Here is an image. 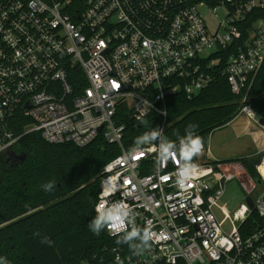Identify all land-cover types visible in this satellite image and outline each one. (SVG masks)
I'll use <instances>...</instances> for the list:
<instances>
[{
	"label": "built area",
	"instance_id": "1",
	"mask_svg": "<svg viewBox=\"0 0 264 264\" xmlns=\"http://www.w3.org/2000/svg\"><path fill=\"white\" fill-rule=\"evenodd\" d=\"M219 8L226 13L212 29L206 14ZM263 65L264 0H0V156L34 132L78 148L102 136L121 153L100 172L96 214L103 200L120 202L135 226L154 233L125 264H264V195L233 216L218 206L240 166L213 161L203 143L182 188L179 164L158 161L157 144L125 151L115 120L120 106L137 120L165 118L170 96L191 100L217 71L253 119L248 91ZM131 227L125 220L105 230L120 239Z\"/></svg>",
	"mask_w": 264,
	"mask_h": 264
},
{
	"label": "trees",
	"instance_id": "2",
	"mask_svg": "<svg viewBox=\"0 0 264 264\" xmlns=\"http://www.w3.org/2000/svg\"><path fill=\"white\" fill-rule=\"evenodd\" d=\"M230 53L227 50L224 57ZM241 99L217 71L210 85L191 100L182 92L170 96L165 118L150 113L137 120L128 107L120 106L115 120L124 128L122 147L132 151L136 137L162 126L163 136L178 143L190 124L197 126L195 133L206 144L215 129L238 116ZM248 103L264 119V65L252 81ZM22 126L15 132L21 133ZM120 153L102 136L78 148L47 144L34 132L23 136L10 154L1 155L0 257L8 264H125L123 258L132 252L127 244H118L119 238H110L105 229L99 235L89 229L97 215L100 172ZM259 158L237 161L251 179L259 180ZM50 180L56 186L45 192L42 185ZM116 253L122 256L118 262Z\"/></svg>",
	"mask_w": 264,
	"mask_h": 264
},
{
	"label": "clouds",
	"instance_id": "3",
	"mask_svg": "<svg viewBox=\"0 0 264 264\" xmlns=\"http://www.w3.org/2000/svg\"><path fill=\"white\" fill-rule=\"evenodd\" d=\"M195 124H190L185 130V134L179 137V142L167 139L163 136L162 129L154 128L135 138V147L132 149V155L143 151L144 145L157 144L153 150L158 153V161L166 162L172 160L179 164L177 171V184L185 187L193 178L196 165L193 163L195 157L203 151L202 137L195 133ZM56 184L50 180L42 185L45 192L54 190ZM97 215L90 221L89 229L96 235H99L108 225L127 220L132 224L131 230L117 241L118 244H127L134 254H140L141 251L151 247V241L154 233L150 227L143 229L135 226L131 219L130 210L120 202L108 204L105 199L97 206ZM47 242V241H46ZM119 260V258H117ZM0 264H8L6 258L0 257Z\"/></svg>",
	"mask_w": 264,
	"mask_h": 264
},
{
	"label": "rangeland",
	"instance_id": "4",
	"mask_svg": "<svg viewBox=\"0 0 264 264\" xmlns=\"http://www.w3.org/2000/svg\"><path fill=\"white\" fill-rule=\"evenodd\" d=\"M225 13L226 11L224 8H219L217 13L214 15H211L210 13L206 14L207 22L212 29L216 27L219 20H223ZM240 114L242 113L239 112L238 115ZM235 120L236 124L246 123L247 121L246 118L242 116H239ZM251 120L259 128V131L263 135V127H261L255 120ZM234 125H225L223 128L217 129L209 135L207 142H210L215 152V156H217L215 157L216 160L222 162L230 160V162L233 161V164L238 163L241 165L240 162H237L239 161V158L252 156L259 157L260 155L259 159H261L262 154H259V152L255 149L250 136L236 138V129ZM234 173L235 179L226 184L224 194L218 201V206L225 207L231 216L239 212L241 205L246 203L245 199L247 197H250L254 203H257L259 198L264 195L263 180L249 178L246 172L241 170L239 167L235 169ZM224 230L229 232L230 227L228 222L224 226Z\"/></svg>",
	"mask_w": 264,
	"mask_h": 264
},
{
	"label": "crops",
	"instance_id": "5",
	"mask_svg": "<svg viewBox=\"0 0 264 264\" xmlns=\"http://www.w3.org/2000/svg\"><path fill=\"white\" fill-rule=\"evenodd\" d=\"M239 116L245 117L246 120H247L246 123H242V124H238L237 123L236 124V120L235 119L238 118ZM236 118L233 119L230 123L227 124V125H231V126L235 124L234 127L236 129V131H235L236 138L250 136V138L252 139V142H253V144L255 146V149L259 152V154H262L263 151H264V134L262 135V133L259 131V128L246 115L240 114ZM253 120H254V118H253ZM223 127H221V128H223ZM218 129H220V128H218ZM215 130H217V129H215ZM209 144H210V142H206V147H207V150H208L207 156L210 159H213V161L222 162V161H217L216 160L215 157H217V156H215V152H214L211 144L210 145ZM245 158H250V157H245ZM239 159H241V158H239ZM228 161H230V160H228ZM228 161H223V163H228ZM260 161H261V159H260ZM235 165L240 166L244 170V168L240 164L235 163ZM257 167H260V162L257 165Z\"/></svg>",
	"mask_w": 264,
	"mask_h": 264
},
{
	"label": "water",
	"instance_id": "6",
	"mask_svg": "<svg viewBox=\"0 0 264 264\" xmlns=\"http://www.w3.org/2000/svg\"><path fill=\"white\" fill-rule=\"evenodd\" d=\"M254 120H255V121H256L261 127L264 128V119H263V118H261L259 115L256 114L255 117H254ZM99 130H101V128H100ZM21 159H23V157H22ZM245 202H246L247 206L249 207V209H250V210H253V208H254V203H253L252 199H251L250 197H247V198L245 199Z\"/></svg>",
	"mask_w": 264,
	"mask_h": 264
},
{
	"label": "bare ground",
	"instance_id": "7",
	"mask_svg": "<svg viewBox=\"0 0 264 264\" xmlns=\"http://www.w3.org/2000/svg\"><path fill=\"white\" fill-rule=\"evenodd\" d=\"M259 172H260L261 174H264V166H260V167H259Z\"/></svg>",
	"mask_w": 264,
	"mask_h": 264
}]
</instances>
